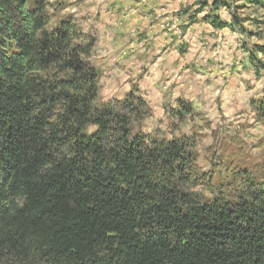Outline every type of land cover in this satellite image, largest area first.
I'll return each instance as SVG.
<instances>
[{
    "label": "trees",
    "instance_id": "trees-1",
    "mask_svg": "<svg viewBox=\"0 0 264 264\" xmlns=\"http://www.w3.org/2000/svg\"><path fill=\"white\" fill-rule=\"evenodd\" d=\"M47 22L44 0H0V264H264V178L231 199L186 190V144L129 139L93 103L91 45Z\"/></svg>",
    "mask_w": 264,
    "mask_h": 264
},
{
    "label": "clouds",
    "instance_id": "clouds-1",
    "mask_svg": "<svg viewBox=\"0 0 264 264\" xmlns=\"http://www.w3.org/2000/svg\"><path fill=\"white\" fill-rule=\"evenodd\" d=\"M204 2L205 0H44V12L48 17L46 27L49 30L58 20L71 16L74 17V23L78 24V30L85 34V44L89 38H96L90 46L89 54L80 57L94 70L95 81L90 83L98 90L93 102L95 106L113 101V110L128 119L131 130L129 139L136 133L151 134L144 140L148 148L155 147L154 140L167 143L179 141L185 135L193 138L194 145L192 148L187 147V151L199 154L191 163L192 169L198 172L207 171L212 166L209 161L212 152L219 155L220 139L227 143L234 129L238 130L239 124L254 123L252 117L257 112L245 102L249 96L264 87L262 75L252 91L244 92L241 81L251 76V72L243 71L247 65V53L237 49L246 35L239 31L230 33L228 27L217 30L210 27L209 23L201 22L200 18L211 10L213 0H206L207 7H202ZM226 2L231 6L221 7L218 14L222 20L227 19L232 24L230 14L237 5L244 4L245 0ZM235 15L242 21L235 25L237 28L244 27L261 33V39L253 37L250 44L264 43V23L253 27L250 20H244L248 17L264 21V8L249 7L235 12ZM113 17L116 18V23H111ZM137 17H141V20L133 28L132 21ZM193 20L197 21L195 26ZM146 21L153 26L141 38V25ZM180 25L187 26L183 38L178 27ZM201 33L205 34L204 43L197 44L196 40ZM212 35L216 39H212ZM222 36H226L227 40L220 39ZM214 43L217 45L215 48L212 47ZM232 53L245 58L244 64L238 65L235 71L225 67L230 65ZM257 59L264 62V54H257ZM232 93L235 95H231ZM217 97L221 101L219 105L216 103ZM125 101L127 108L117 103ZM165 104L166 109L162 107ZM241 105L247 108L249 115L239 119L232 127H227L233 112ZM146 109H151V112ZM160 120L163 123L157 122ZM210 120L213 122L205 126ZM169 123L176 125L175 130L168 128ZM220 124L225 126L226 131L221 132L214 140L212 133ZM262 125L264 120L255 127H248L245 132L240 133V137L249 144L253 143L257 137H264ZM97 127L92 124L88 131L93 132ZM211 145L215 147L210 152H204V148ZM259 151L256 150L257 153ZM186 190L198 192L203 191V188Z\"/></svg>",
    "mask_w": 264,
    "mask_h": 264
},
{
    "label": "rangeland",
    "instance_id": "rangeland-1",
    "mask_svg": "<svg viewBox=\"0 0 264 264\" xmlns=\"http://www.w3.org/2000/svg\"><path fill=\"white\" fill-rule=\"evenodd\" d=\"M254 1L259 3H253ZM230 6L231 5H229L226 0H213L211 10L204 17L200 18V21L209 23L210 27L217 30H220L223 27H228L230 33L239 31L241 34L246 35V39L240 42L237 51L243 50L247 53V65H245L243 71L251 72V76L241 81L244 85V92L247 93L252 91V89L256 87V83L260 82L261 76L264 75V62H261L257 59V54H264V43L250 44V41L253 37H255L256 40H260L261 33L250 31L244 27L237 28L235 25L242 23V21L235 15V12L245 10L249 7L264 8V0H245L244 4L237 5V7L233 10V13L230 14L232 24H229L227 19L222 20L220 18V15L218 14L221 7L227 8ZM202 7H207L206 0L204 4H202ZM174 15L179 14L174 13ZM64 19L72 20L74 30L78 33L77 35H81L82 41L84 42L85 34L82 31L78 30V24L74 23V17L69 16L62 18L58 20L57 23ZM140 20L141 17H137L135 21H132V27L135 28L136 24L139 23ZM244 20H250V23L253 27L258 26L260 23H264V21H260L256 18L245 17ZM196 22V20H193V26H195ZM111 23H116L115 17L112 18ZM152 26L153 25L151 23H148L147 21L145 22V24L141 25V28L143 29V31L141 32V38H143V36L152 28ZM178 27H180L181 29V38H183V34L187 29V26L180 25ZM164 31H167V29H164ZM204 37L205 34L201 33L200 37L197 38L196 43H204ZM95 39V37L89 38L87 45H92ZM212 39H216V37L212 35ZM220 39L226 41L227 37L222 36L220 37ZM212 47L215 48L217 47V45L214 43ZM244 60L245 58L243 56L238 57L236 53H232L231 63L230 65H225V67H229L230 71H235L238 65L244 64ZM237 75H239V73H237ZM226 79L227 78H225V80ZM205 83L208 82L206 81ZM236 87L239 88V85H236ZM231 95H235V93H232ZM262 100H264V87H261L257 93L249 96L247 101L245 102L249 108L257 112V115L255 117H252L254 123L239 124L238 130L234 129L233 135L228 138L227 143H225L223 139L219 140L220 153L219 155H217L216 152H212L209 161L212 166L207 171L198 172L192 169V173L197 176V184L190 188L202 187L203 191L190 192L194 193L197 196L209 197L216 194L224 196L227 199H231L244 192V179H250L257 183L264 178V159L260 158L264 157V137H257L251 144L247 143L240 137V133L245 132L248 127H255L256 124H261L262 120H264L263 114L259 111V104ZM106 103L113 104V101L109 100ZM216 103L217 105L221 103L219 97L216 98ZM229 106H231V104ZM162 107L166 109L167 105H162ZM146 111L151 112V109H146ZM248 115L249 113L247 111V108L241 105L238 110L233 112L232 119L229 120L227 127H232V125L237 123L239 119L247 118ZM137 117H139V112H137ZM221 119L224 118L221 117ZM157 122L163 123L162 120ZM212 122L213 121L211 120L207 121L205 126H208ZM168 128L170 130H175L176 125L169 123ZM156 131L159 132V129H156ZM223 131H226L225 126L223 124L218 125L217 129L212 133L214 140ZM143 135L147 137L151 134ZM181 140L186 144L188 148H192L194 145V139L189 138L186 135L182 137ZM212 147H215V145L205 147L204 152H210ZM257 149L260 150L258 153L256 152ZM188 152L193 159L197 158V156L199 155L196 152ZM205 159L209 158L205 157ZM205 192L207 194H205Z\"/></svg>",
    "mask_w": 264,
    "mask_h": 264
}]
</instances>
